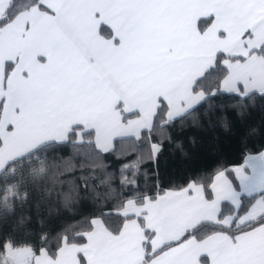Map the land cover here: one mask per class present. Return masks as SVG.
I'll return each mask as SVG.
<instances>
[{
    "label": "snow or ice",
    "instance_id": "1",
    "mask_svg": "<svg viewBox=\"0 0 264 264\" xmlns=\"http://www.w3.org/2000/svg\"><path fill=\"white\" fill-rule=\"evenodd\" d=\"M256 5L264 0H0V158L26 131L5 122L3 93L17 71L25 91L11 111H27L36 134L31 147L0 167V202L8 210L0 208L3 264H49L47 257L55 260L71 243L68 231L89 244L101 228L110 239L98 244L106 251L95 264H264V76L247 68L250 57L264 55V44L249 40L264 32V20L243 30L247 51L196 55L177 38L190 10L197 38L214 31L226 40V12ZM19 42L40 49L35 67L18 68L25 60L15 53ZM99 99L107 100L113 127L77 109ZM257 108L259 125L244 119ZM230 114L239 162L166 177L165 151L177 129L201 115L227 128ZM36 176L50 182L44 199L86 202L88 210L58 214L48 227L43 220L29 228L9 224V201L18 197L10 186L27 188ZM31 198L26 191L21 206ZM78 255L85 260L84 251Z\"/></svg>",
    "mask_w": 264,
    "mask_h": 264
},
{
    "label": "crops",
    "instance_id": "2",
    "mask_svg": "<svg viewBox=\"0 0 264 264\" xmlns=\"http://www.w3.org/2000/svg\"><path fill=\"white\" fill-rule=\"evenodd\" d=\"M209 10H212L211 8ZM195 15V12L190 10L187 13L188 21L178 30L177 38L180 40L182 46L186 51L194 53L196 55H208L217 49L224 48L225 50L231 52L234 51H247L242 46L241 36L245 27L253 26L259 20H264V6L256 5L254 8L250 9L248 7H237L231 11L226 12L225 22L230 29L229 37L224 39H219L216 37L214 31L206 38H197L195 34L194 21L191 17ZM252 45L264 44V32H258L255 40L249 38ZM98 46L103 43L102 38L95 41ZM16 54L25 57L24 63L19 67L33 68L35 67V61L32 57L35 56L36 52L40 49H33L29 44L25 42H19L14 46ZM8 53H5L7 57ZM249 74L254 78H260L264 76V55H259L249 58V63L247 65ZM4 65L0 64V81L3 79ZM160 78L163 79L165 74L160 73ZM10 88L4 95L9 97L8 100V115L6 116V121L15 120L26 130L25 134L19 137L11 146L9 150H6L3 157L0 158V167L8 164L9 160L19 155L20 152L31 147L35 142V132L33 131L34 119L29 117L27 111L16 115L12 113V106L20 103L21 94L25 91V82L19 77L18 71L14 72L13 77L10 80ZM132 106H135L133 103ZM80 111L89 112L95 120H102L106 127H113L114 120L107 118V100L99 99L91 104H81L77 106ZM74 121H70L71 123ZM88 126H90L88 121H85ZM6 137H12L15 133H5ZM135 205H130L128 210H135ZM152 211L155 212V206H152ZM99 224V221H97ZM92 240L89 244L83 245H68L61 250V254L57 256L55 260L51 257H47L49 264H86V261H92L95 264L97 258L102 255L106 249L103 247L98 248V244L102 241H107L110 239V234L105 229H100L97 233L91 234ZM136 239L135 233H131L128 236L129 243L134 242ZM80 251L85 252V260H81L78 253ZM202 264V262H201Z\"/></svg>",
    "mask_w": 264,
    "mask_h": 264
},
{
    "label": "trees",
    "instance_id": "3",
    "mask_svg": "<svg viewBox=\"0 0 264 264\" xmlns=\"http://www.w3.org/2000/svg\"><path fill=\"white\" fill-rule=\"evenodd\" d=\"M224 103H227L224 101ZM251 100H249V105ZM217 115H220L219 108H217ZM245 120H252L257 125L260 123L259 108L252 113L251 117L248 112L244 113ZM264 130V129H262ZM176 143L171 144L165 151V158L167 160V167L162 169L167 176H171L178 171H192L197 168H210L220 161V166L223 167L227 163L239 162L240 148L239 136L232 128V116L229 115L228 127L217 120L215 117L212 122L201 115L200 122L193 124L192 120L186 122V126L181 130L177 129L175 132ZM258 146V145H257ZM251 150V149H249ZM14 167L19 168V164ZM24 171L27 172L28 166L24 165ZM8 171L5 175H9ZM32 179L35 183H30L27 188L23 185H11L10 190L18 197L9 202L12 203V211L10 215L6 216L9 224H20L23 222L25 228L33 227L39 220L44 221L45 227L50 224H55L59 215H67L69 212L87 211L89 204L82 202L80 205L70 204L63 205L55 197L51 199H44L45 189L50 186V182L46 181L43 176H36ZM31 193V199L27 204H22V198L25 192ZM39 202V211H37V203ZM0 208H3L7 214V207L0 202ZM30 217V219H29ZM108 227L113 228L114 224L111 219L107 221ZM83 228L86 230L88 225L85 223ZM60 235H64L61 233ZM59 242V237L56 238ZM67 239L71 243L68 245H83L84 243L77 239L71 231L67 232ZM0 264H3L0 258Z\"/></svg>",
    "mask_w": 264,
    "mask_h": 264
},
{
    "label": "rangeland",
    "instance_id": "4",
    "mask_svg": "<svg viewBox=\"0 0 264 264\" xmlns=\"http://www.w3.org/2000/svg\"><path fill=\"white\" fill-rule=\"evenodd\" d=\"M195 211H196L195 209H185L182 214L188 216H194ZM172 214L173 215L177 214V210H172Z\"/></svg>",
    "mask_w": 264,
    "mask_h": 264
}]
</instances>
